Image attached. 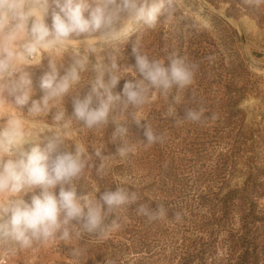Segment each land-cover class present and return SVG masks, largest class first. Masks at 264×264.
Wrapping results in <instances>:
<instances>
[{
    "label": "rangeland",
    "instance_id": "rangeland-1",
    "mask_svg": "<svg viewBox=\"0 0 264 264\" xmlns=\"http://www.w3.org/2000/svg\"><path fill=\"white\" fill-rule=\"evenodd\" d=\"M241 1L250 9L258 1L264 2ZM174 3L175 16L172 19L161 16L154 29L148 28L141 20L134 23L126 38L97 44V53L89 55V68L82 74L81 85L74 86L70 93L58 100L56 108L53 107L48 114L34 117L28 114V108L32 100L39 101L44 95L40 79L50 71L49 59L57 63L59 76H63L71 63V49H84L78 39L73 38L72 41H77V45H69L68 50H42L34 63L23 66L30 73L33 93L29 104L23 106L21 111L17 110L28 130L33 125L38 128L49 125V129L40 133L37 140L23 146L25 151L36 144L44 148L46 138L59 130L53 120L57 110L64 108L66 118L71 117L74 111L73 98L77 93L83 97L90 90L91 82L99 74L92 65L100 63V70L104 72L107 82L111 69L110 56L113 53L117 56V63L121 67L117 74L123 77L113 89L114 95H122L127 81L142 78L134 67L135 58L132 55V46L137 39L143 53L150 58L164 60L166 67L169 65L167 56L173 51L178 57H185L187 62L199 64L193 83L188 87L178 89L174 85L168 98L153 90L148 103L138 109L130 108L128 111L135 112L137 118L142 119L141 126L131 122L128 116L129 133L124 139L117 137L114 143L111 142L117 126L114 118L117 121L127 119V113L121 114L120 104L113 107L107 126L88 129L83 127V122L73 121L70 135L65 138L66 150L74 152L75 143L82 144L97 167L101 161L95 156V148H100L108 157L103 161L102 174H97L95 167L85 169L83 176L75 181L77 194L96 195L98 199L106 189L115 191L117 187H123L129 192H136L138 201L126 206L133 207L132 211L141 217L140 222L121 217L125 212L119 208L106 218L105 224L110 225L114 219L120 224L119 220L123 218L129 226L136 225L137 236L147 227L150 235L146 238L156 246L153 254L148 258L145 254H137L140 250H135L132 237L123 228L121 231L118 228L109 230L103 236L88 233L76 236L73 232L68 241L55 239L34 245L33 248L17 249L11 254L6 252L4 246H0V259L6 258V264H133L137 258H144L141 264H177L179 259L174 254H179L182 247H178V244L183 243L184 236L194 239L197 234L200 235L191 229L194 225L192 222H199L200 217L204 214L208 216L210 211L199 207L198 196L210 192L222 196L227 191L243 187L249 171L248 160L251 157L254 159L251 149H247L251 144L247 133L264 132V13H234L225 0H174ZM261 10L264 11V5ZM175 96L179 97V103L174 102ZM9 99L12 100L11 97ZM9 107L14 108L12 105ZM170 107L174 109L172 117L167 115ZM186 108L203 109L202 120L175 123L184 118ZM213 115L215 119L211 118ZM6 119L0 117V125ZM146 124L156 134H163L162 142L145 146ZM124 143L134 150L125 158L113 156ZM61 150L65 149L62 147ZM255 154L258 155V151ZM262 157L257 156L253 162L260 168L257 182L264 184ZM42 191V188L35 187L23 193V199L31 204L32 196L40 195ZM52 191L58 195L59 185ZM141 202L152 210H157L159 204L163 205L166 214L161 219L150 221L137 214L136 208ZM254 202L255 206L246 213L251 220L255 216L264 218V196L254 199ZM189 210L193 215L189 214ZM239 212L237 210L231 216L226 228L232 235L241 231ZM176 213H180L181 218L185 216L186 220H177ZM242 215L244 212H241ZM250 222L248 227L252 232L257 227L262 228L261 221ZM227 234V231H222L214 238L217 246L214 255L217 258L229 253L224 246ZM256 235L262 234L258 232ZM73 249L79 250V257L72 255Z\"/></svg>",
    "mask_w": 264,
    "mask_h": 264
},
{
    "label": "clouds",
    "instance_id": "clouds-1",
    "mask_svg": "<svg viewBox=\"0 0 264 264\" xmlns=\"http://www.w3.org/2000/svg\"><path fill=\"white\" fill-rule=\"evenodd\" d=\"M53 5L50 28L45 16ZM175 14L174 0H51V3L49 0H0V117L7 118L0 125V246H4L6 252L11 254L17 249L33 248L55 239L68 241L73 232L76 236L82 233L103 236L109 230L118 229L120 225L115 219L109 225L105 224L106 218L122 206L135 204L139 197L123 187L115 191L106 189L98 199L96 195L77 194L75 181L83 176L85 169L95 167L97 174H102L103 161L108 157L100 148H95V156L101 161L97 167L82 144L75 143L74 152L66 150L65 138L70 135L72 122H83V127L88 129L107 126L113 107L120 104L121 114L127 113V119L114 118L117 126L111 142L117 137L124 139L129 133L128 116L131 122L141 126L142 119L128 111L130 108L138 109L148 103L153 90L168 98L174 85L178 89L188 87L199 68L198 63L187 62L175 51L167 56L169 65L166 67L164 60L143 53L137 39L132 55L134 67L142 78L127 81L122 95H114L113 89L123 77L117 74L121 70L117 56L114 53L110 56L107 82L100 63L92 65L99 74L83 97L77 93L73 98L72 116L66 118L64 108H57L53 120L59 130L46 138L44 148L36 144L25 151L23 146L37 140L49 125L43 128L33 125L28 130L17 114V110L29 104L33 93L30 73L23 66L34 63L42 50H68L73 38H77L84 49H71V63L63 76H59L57 63L49 59L50 71L40 79L44 95L39 101L32 100L28 108L31 116L46 115L74 86L81 85L82 74L89 68V55L97 53V44L126 38L138 21L154 29L161 16L172 19ZM174 102L179 103L178 96L174 97ZM167 115L174 116V109L170 107ZM202 117L203 109L186 108L184 118L175 123L200 122ZM211 118L215 119V115ZM144 127L146 142H141L145 146L163 141V134H156L148 124ZM62 147L65 150H61ZM133 150L124 143L112 155L125 158ZM58 185L56 195L52 190ZM35 187L43 191L32 196L29 204L23 199V193ZM136 211L151 221L163 218L167 210L160 204L157 210H152L149 205L140 203ZM175 216L177 220L181 218L180 213ZM72 255L79 257V250L73 249Z\"/></svg>",
    "mask_w": 264,
    "mask_h": 264
},
{
    "label": "trees",
    "instance_id": "trees-1",
    "mask_svg": "<svg viewBox=\"0 0 264 264\" xmlns=\"http://www.w3.org/2000/svg\"><path fill=\"white\" fill-rule=\"evenodd\" d=\"M225 2L229 3V8L234 13L248 15L254 12L264 13L261 10V7L264 5L263 1H258L251 9L247 8L241 0H225ZM53 8L54 5L49 8V15L46 21V24L50 28L52 25L51 13ZM259 133L255 134L254 131L247 133L248 139L251 141L247 149H251L254 154V159L259 155L263 156L264 163V132ZM240 135L242 136L243 134ZM255 151H258V155L255 154ZM254 159L251 157L248 160L250 161L247 166L249 171L243 187L227 191L222 196L215 192L198 196L199 207L210 209V211L208 216L205 214L201 216L199 222H192L194 225L193 228L191 226V229H195L200 235L197 234L194 239H188L184 236L182 238L183 243L181 245L178 244V247H182L180 248L179 254L177 252L174 254L179 259L177 264H264V240L262 239L264 237V218H257L255 216L251 220L250 215L246 213L247 210H250V207L255 206L254 199L264 196V184L257 182V178L260 176V168L253 162ZM245 207L246 209L242 211ZM120 210H124L125 212L124 216L121 217L131 219V221L138 223L140 222L141 217L132 211L133 207H127L125 205ZM237 210L240 211L241 231L232 235L230 230L226 228L229 226L231 216ZM241 212H244V215L241 216ZM189 214L193 215L191 210H189ZM123 218L119 220L120 231L123 228L132 237L136 245L135 250H140L137 254H145L147 256L146 258L150 257L156 246L150 240L148 242L146 238L150 235L147 227L143 232H138L137 236L136 225L129 226L124 223ZM181 220H186V217L182 216ZM250 221H261L263 223L262 228L257 227L252 232L251 228L249 229L248 227L251 223ZM222 231H227L228 233L224 241V246L228 248L229 253L221 258H217L214 255L217 247H215L214 238ZM258 232H261L262 235L257 236L256 234ZM142 260L144 258H137L133 264H141Z\"/></svg>",
    "mask_w": 264,
    "mask_h": 264
},
{
    "label": "built area",
    "instance_id": "built-area-1",
    "mask_svg": "<svg viewBox=\"0 0 264 264\" xmlns=\"http://www.w3.org/2000/svg\"><path fill=\"white\" fill-rule=\"evenodd\" d=\"M16 75L18 76V73ZM6 262H7L6 258L0 259V264H6Z\"/></svg>",
    "mask_w": 264,
    "mask_h": 264
},
{
    "label": "bare ground",
    "instance_id": "bare-ground-1",
    "mask_svg": "<svg viewBox=\"0 0 264 264\" xmlns=\"http://www.w3.org/2000/svg\"><path fill=\"white\" fill-rule=\"evenodd\" d=\"M46 19V16H45ZM70 45H77V41H72Z\"/></svg>",
    "mask_w": 264,
    "mask_h": 264
}]
</instances>
